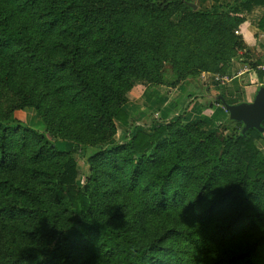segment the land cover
Listing matches in <instances>:
<instances>
[{"label":"trees","instance_id":"obj_1","mask_svg":"<svg viewBox=\"0 0 264 264\" xmlns=\"http://www.w3.org/2000/svg\"><path fill=\"white\" fill-rule=\"evenodd\" d=\"M178 1L0 0V221L15 225L7 228L16 244L0 246V264H77L86 245L106 264H264V223L254 212L264 203V154L256 144L261 132L242 134V123L228 119L239 131L222 141L197 130L198 124L162 122L148 133L127 134L126 144L114 140L115 122L131 123L123 104L133 80L163 85L165 63L185 78L182 57L210 70L209 55L183 30H193L204 48L216 41L214 65H227L225 55L241 48L237 16ZM176 10L180 23L171 21ZM261 63L250 66L264 85ZM26 108L41 116L43 132L4 126L14 120L12 110ZM58 138L80 145L83 154L90 147L101 150L89 158L92 176L84 187L76 181V159L56 147ZM239 144L245 149L231 155ZM194 154L208 160L193 164ZM50 155L62 159L57 173L43 164ZM104 165L112 169L105 177L119 175L109 191L106 179L97 185L95 175ZM194 174L190 195L185 190ZM29 179L36 180L34 187ZM101 189L130 193L163 220L150 232L121 225V214H106L97 202ZM198 215L216 223L213 251L204 262L194 259L201 241L193 226ZM65 219L82 227L69 233ZM237 239L239 247L233 245Z\"/></svg>","mask_w":264,"mask_h":264},{"label":"rangeland","instance_id":"obj_2","mask_svg":"<svg viewBox=\"0 0 264 264\" xmlns=\"http://www.w3.org/2000/svg\"><path fill=\"white\" fill-rule=\"evenodd\" d=\"M204 2L206 0H179L178 4H187L193 9L196 8L197 3ZM157 2H160L162 4H171L175 2V0H157ZM194 4H196L194 6ZM199 7V6H197ZM200 8V7H199ZM216 12H226V10L222 8H215ZM182 18V13L180 10L174 11L171 15V21L174 23H180V20ZM184 34H191L189 35V40L192 42L193 46L194 43L198 44L201 51L209 55V58L206 59V67L210 69L209 71H205L200 69V65H196L191 63L192 61H187V58L182 57V61H180L179 64L183 65V71L182 75H184L185 78H182L178 75V70L175 69V66H173L171 63H165L163 70H162V77L164 79L163 85H156L154 83L146 82L144 80H133L132 86L128 92V98L126 102L123 104V108L129 113L130 115V126L125 127L122 126L120 123L115 122L116 124V132L114 135V140L121 144H126L129 141V138L126 136L127 134H134L136 131H143L145 133L150 132L151 130H154L158 124L162 122H176L178 126L185 127V124H198L196 126L197 130H203L206 133H213L216 134L219 139L222 141L226 138H228L229 135H233L234 138H237V132L238 130L235 129V125L223 123L218 125L215 129H212L210 131H206L204 129V123L202 127V123H198V119H196V116L199 115V112L197 115L194 114V111L196 108H194V100L196 99V96L194 97V81L200 86V91H211L209 94L208 99H206V102H202V109L207 110L209 109V102L212 104H222L221 97L223 98L222 94H225V91L227 92L228 89L232 90V85L230 84L231 88L228 87V82L226 81V77L229 76V69L231 68L229 65L232 63L233 60H235L238 56L239 49L234 48L231 49V52H229L227 55V65L225 63L216 64L214 65V61L211 57V53L213 51L212 41L216 43L215 40H211L210 43H208L209 47L204 48V45L201 44L200 37H196L195 33L187 30H183ZM236 34V33H235ZM183 50V48H182ZM189 50L186 48L183 51V54H188ZM185 56V55H181ZM241 56V54H240ZM200 58V56H199ZM192 60V59H191ZM199 61V59L197 60ZM196 66V68H194ZM211 76L213 77V83L210 86L208 83H205L206 77L205 76ZM219 77V81L215 82V77ZM224 80V83L222 84L220 80ZM194 80V81H193ZM193 82V83H192ZM227 84V85H225ZM228 89H227V87ZM209 88V89H208ZM238 90V89H237ZM211 95V96H210ZM233 95H238V91H235ZM227 100H229L227 97H225ZM221 100V102L219 101ZM230 101V100H229ZM187 114V115H186ZM11 119H14L11 123L4 126H26L28 128L37 130L39 132H43L45 129V123L42 120L41 116L32 108H26V109H14L11 111ZM186 115V117H185ZM202 121V120H201ZM200 121V122H201ZM184 128H182L183 130ZM181 134V133H180ZM168 135L165 136V138ZM178 138H183L182 136H179ZM260 138V137H259ZM56 147L64 152H72V156L77 161V168H78V178H77V184L80 187H84V185L90 180V177L92 176L89 166H90V157L94 156L101 150L99 148L90 147L86 149L85 154L81 151L82 147L80 145H77L75 142L58 138L56 139ZM244 144L236 145L233 150H231V155L233 154V151L237 149V151L240 152V149H245ZM111 147H105L104 149H110ZM222 146L219 145L217 148L218 154H221ZM189 152V151H188ZM235 152V151H234ZM238 152V156L242 159L240 153ZM264 154V153H263ZM240 159V160H241ZM192 163L193 164H202L206 160H208V156H204L201 154L200 156H194L192 155ZM62 159H60L59 156L50 155L48 157V160L44 161L43 164L46 168L49 170H54L56 173L58 172L60 166H61ZM191 163V164H192ZM239 165H242L241 162H239ZM110 165V164H105ZM104 168H100L96 172V178H97V185L99 182H102L104 178L108 182L105 185L106 190H111L113 186L116 184V179L119 177V175L115 176H106V172H108L109 166H105ZM231 169L234 168L237 170V166L230 167ZM17 171L20 170V168H15ZM110 171L112 170L109 168ZM197 171H200L198 168ZM11 178H13L12 175H9ZM104 177V178H103ZM22 179V176L19 177ZM29 185L34 187L37 183L36 180L29 179ZM197 182V177L194 174V176L189 177V185L188 188L185 190L190 195L194 193L195 195V184ZM194 191H193V190ZM101 191L103 193L99 194V198H97V202L102 204V208H105V213L109 212V215L115 214L119 215L121 214L117 222L121 225H125L128 223H131L134 227V229H140L143 228V230H148V232L155 229L156 226L159 225V222L163 219L160 218V214L158 212L152 213V212H145L142 208L141 204L135 201H138L136 198H134L130 193L127 194H111L109 192H104L102 189ZM125 195V196H123ZM95 198V197H94ZM139 198V197H137ZM96 199V198H95ZM94 199V200H95ZM200 209V208H199ZM258 212L256 217L259 221L264 223V203H260L258 207ZM113 216V219L114 217ZM224 217H222L223 220ZM77 220L72 219H65L63 220L64 227L68 229L69 233H73L75 228L82 227L80 222H76ZM217 221L220 222L219 217H217ZM11 225L15 226L13 223H9L8 221L1 222L0 221V246L6 245V247L10 246L14 243V237L11 234V230L7 228L11 227ZM6 228H5V227ZM194 229H195V235L197 234L201 241L199 242L197 249L194 248V259L197 262H204V259L207 258V256L212 253V245L214 244V239L212 237V234L214 232V229L216 227V223L207 220V219H200V215L197 216V218L194 220L193 223ZM84 244L81 243L79 246L82 247ZM16 245V244H15ZM235 247H239L241 245L240 241L237 239L233 243ZM1 246V247H2ZM87 246V245H86ZM83 247V254H81L80 258H76L77 264H106L103 262V260L99 257V254L94 252V247H91L87 249ZM183 247V250L187 249L188 246H181ZM211 247V248H210ZM264 256V250L259 255V258ZM264 259V258H263Z\"/></svg>","mask_w":264,"mask_h":264},{"label":"crops","instance_id":"obj_3","mask_svg":"<svg viewBox=\"0 0 264 264\" xmlns=\"http://www.w3.org/2000/svg\"><path fill=\"white\" fill-rule=\"evenodd\" d=\"M197 6L200 8L217 6L216 9L222 8L240 19L235 33L241 42V48L238 52L241 56L238 54L237 58L229 65L231 68L229 69L230 72L229 76L226 77V81L228 82V87L231 88V84L233 88L230 90L226 86L228 90L227 92L225 91L224 95L230 101H252L257 89L261 86V82L253 69H251L250 62L256 60L264 62V0H206L197 3ZM205 77L207 79L205 83L211 86L214 81V75H206ZM214 79L215 82L219 81L218 76ZM220 81L222 84L224 83V80L221 79ZM193 84L194 97L196 96L194 100V108H196L194 114L197 115L199 112L196 119L202 120L204 129L210 131L218 125L225 123L229 119V113L223 103L214 105L209 102V109L203 110L201 106L202 102H206L205 100L208 99L211 91L201 92L198 83L194 81ZM235 91H238V95L236 96L233 95ZM225 97L223 98L226 101ZM256 144L262 153H264V132L256 140Z\"/></svg>","mask_w":264,"mask_h":264},{"label":"water","instance_id":"obj_4","mask_svg":"<svg viewBox=\"0 0 264 264\" xmlns=\"http://www.w3.org/2000/svg\"><path fill=\"white\" fill-rule=\"evenodd\" d=\"M221 100L229 113V119L242 123V134L248 129L264 132V85L259 86L250 102L229 104L222 97Z\"/></svg>","mask_w":264,"mask_h":264},{"label":"built area","instance_id":"obj_5","mask_svg":"<svg viewBox=\"0 0 264 264\" xmlns=\"http://www.w3.org/2000/svg\"><path fill=\"white\" fill-rule=\"evenodd\" d=\"M257 68L260 70H263L264 69V62H262L260 65H258Z\"/></svg>","mask_w":264,"mask_h":264}]
</instances>
